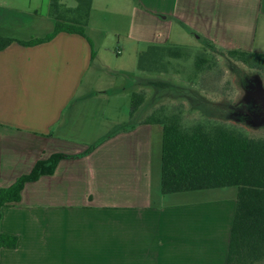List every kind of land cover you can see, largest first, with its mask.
<instances>
[{
  "label": "crops",
  "instance_id": "obj_1",
  "mask_svg": "<svg viewBox=\"0 0 264 264\" xmlns=\"http://www.w3.org/2000/svg\"><path fill=\"white\" fill-rule=\"evenodd\" d=\"M51 2L0 0V37L16 40L0 50V189L40 160L99 145L27 183L19 203L0 205V236L17 238L0 245V264H226L237 193L163 194L162 127L142 117L107 138V122L123 117L104 109L126 92L86 79L99 76L108 37L125 36L139 56L144 34L168 42L174 25L221 53L262 54L264 0H93L87 37L20 44L55 31Z\"/></svg>",
  "mask_w": 264,
  "mask_h": 264
},
{
  "label": "trees",
  "instance_id": "obj_2",
  "mask_svg": "<svg viewBox=\"0 0 264 264\" xmlns=\"http://www.w3.org/2000/svg\"><path fill=\"white\" fill-rule=\"evenodd\" d=\"M73 1L77 3L76 7L69 8L61 0H52L51 15L57 21L55 31L44 38L19 43L37 45L52 40L60 32L77 33L87 37L85 27L89 23L93 0ZM15 41L11 38L0 37V50ZM204 42L209 48L215 49L207 39H204ZM161 52L173 59L191 57L189 50L176 46H162ZM153 54L159 55L158 51H153ZM227 55L245 64L251 63L257 57L260 58L258 53L240 49L229 50ZM208 61L204 56H196V71H204ZM140 69L142 71L149 69L143 57L140 59ZM139 83L142 86L163 84L162 81H144V79ZM251 84L248 87L247 101L236 107L228 108V114L222 117L238 119L241 115L242 121L254 120L258 126L264 124V98H255L256 89L259 88L260 83L253 81ZM186 88L184 86L181 89L186 90ZM188 99L195 109L200 110L207 117H216L214 110L209 105H205L207 103L196 102L191 96ZM145 100L144 94L133 93L130 121L118 130L134 128L139 122V119L134 121V117ZM144 123L157 124L163 129L162 193L167 195L217 188H237L236 211L226 264H263L264 137H251L219 123H211L209 126L197 123L186 129L178 114L153 113L145 118ZM109 137L111 134L107 136ZM98 145L99 143L90 146L80 155L54 154L47 160L38 161L29 174L21 176L11 187L0 189V205L19 203L22 190L27 183L35 182L45 175H52L60 161L85 156ZM16 243L17 238L0 236V245L14 246Z\"/></svg>",
  "mask_w": 264,
  "mask_h": 264
},
{
  "label": "rangeland",
  "instance_id": "obj_3",
  "mask_svg": "<svg viewBox=\"0 0 264 264\" xmlns=\"http://www.w3.org/2000/svg\"><path fill=\"white\" fill-rule=\"evenodd\" d=\"M68 2L75 4L73 0H68ZM154 35L153 31L151 36ZM108 38L104 46H98L99 57L95 64L100 66L99 76L96 74L93 76L89 73L88 79H86V82L92 79L90 84L94 85L95 89L106 91L107 94L112 95L121 90L127 94H124L126 97H121L122 100L117 101V105L113 104L112 101V104L104 109L108 117L112 118L113 114L123 117L122 124L115 125L113 122H107L108 134L130 121L132 95L137 92L144 94L146 100L139 107L134 121L153 113L178 114L186 129L197 123H204L206 126L211 123H219L251 137H264V124L258 126L254 120L251 122L242 121L241 115L238 119L222 117L228 114V108L236 107L247 101L249 98L248 87L252 85L253 81L260 83L264 90V47L262 48L263 53H258L260 58L257 57L251 63L245 64L229 57L227 53L209 48L203 38L199 40L196 35L180 29L177 25H174L168 42L164 40V43H161L156 38L150 40L148 35L144 34V54L139 56L135 54V45L132 44V41H127L125 36H121V39L117 36ZM258 42L264 45V23L260 24ZM162 46L187 49L191 57L188 59L169 58L161 52ZM153 51H158L159 55L155 56ZM200 55L209 61L205 65L204 71L197 72L195 58ZM142 57L146 59L148 70L142 71L140 69ZM142 79L144 81H162L163 84L142 86L139 83ZM184 86L187 87L186 90L181 89ZM187 96H191L196 102L207 103L205 105H209L214 110L216 117H207L200 110L195 109ZM96 104L94 103V106ZM103 105L105 104L103 103ZM106 121L104 120L103 124H106ZM237 191L235 187H228L201 192H205V194L210 192L227 194L229 196L232 193H237ZM176 195L186 196V193H175Z\"/></svg>",
  "mask_w": 264,
  "mask_h": 264
},
{
  "label": "flooded vegetation",
  "instance_id": "obj_4",
  "mask_svg": "<svg viewBox=\"0 0 264 264\" xmlns=\"http://www.w3.org/2000/svg\"><path fill=\"white\" fill-rule=\"evenodd\" d=\"M255 98H264V90L261 86L256 89V96Z\"/></svg>",
  "mask_w": 264,
  "mask_h": 264
}]
</instances>
